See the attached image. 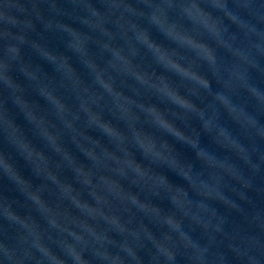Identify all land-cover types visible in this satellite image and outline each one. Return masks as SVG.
Segmentation results:
<instances>
[{"label":"clouds","instance_id":"9594fccd","mask_svg":"<svg viewBox=\"0 0 264 264\" xmlns=\"http://www.w3.org/2000/svg\"><path fill=\"white\" fill-rule=\"evenodd\" d=\"M261 81L264 0H0V264H264Z\"/></svg>","mask_w":264,"mask_h":264},{"label":"water","instance_id":"95a60500","mask_svg":"<svg viewBox=\"0 0 264 264\" xmlns=\"http://www.w3.org/2000/svg\"><path fill=\"white\" fill-rule=\"evenodd\" d=\"M157 38H159V37H157ZM45 68H46V70L51 71L50 66L45 65ZM253 75L256 76V74H253ZM21 79H23V77H21ZM257 79H260V78L257 77ZM210 86L213 87L214 89L218 87L217 85H215V82H210ZM261 86H264V81H261ZM41 103H43V101H41ZM17 122L20 123L21 125H24L25 124V121H24L22 115L18 116ZM262 122H264V121H262ZM228 126L230 128H233L235 130V125H232L230 122H228ZM190 131L192 132L194 138H196L197 140H199L200 143L203 146L210 147V148H214L215 147L214 145L211 144L209 138L207 136H205L201 132V130L196 126L195 122H192L190 124ZM177 152H178V155H179L180 160L183 163H186V164H188L190 166H193V167H198V165L195 163V161H193L191 155L189 153L185 152L184 150L180 149L179 146H177ZM219 154L223 155V153H219ZM19 164H20L21 168L24 169L26 175H30L31 174L30 173V169H28V168L25 167L24 161L22 159L19 160ZM5 184H7L6 181H5ZM221 211H223V209H221ZM195 235L198 236L199 233H196ZM180 264H184V261L181 260L180 261Z\"/></svg>","mask_w":264,"mask_h":264}]
</instances>
